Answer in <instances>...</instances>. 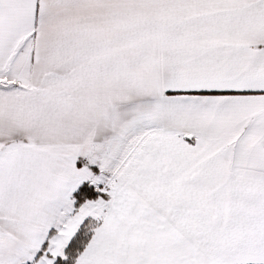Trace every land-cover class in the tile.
Returning a JSON list of instances; mask_svg holds the SVG:
<instances>
[{"label": "snow or ice", "instance_id": "1", "mask_svg": "<svg viewBox=\"0 0 264 264\" xmlns=\"http://www.w3.org/2000/svg\"><path fill=\"white\" fill-rule=\"evenodd\" d=\"M0 264H264V0H0Z\"/></svg>", "mask_w": 264, "mask_h": 264}]
</instances>
